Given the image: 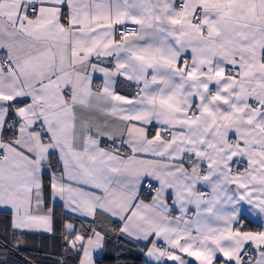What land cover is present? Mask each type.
<instances>
[{
  "label": "snow or ice",
  "instance_id": "1",
  "mask_svg": "<svg viewBox=\"0 0 264 264\" xmlns=\"http://www.w3.org/2000/svg\"><path fill=\"white\" fill-rule=\"evenodd\" d=\"M37 241L264 264V0H0V264Z\"/></svg>",
  "mask_w": 264,
  "mask_h": 264
},
{
  "label": "trees",
  "instance_id": "2",
  "mask_svg": "<svg viewBox=\"0 0 264 264\" xmlns=\"http://www.w3.org/2000/svg\"><path fill=\"white\" fill-rule=\"evenodd\" d=\"M52 252L53 256L49 257L46 253ZM57 253L56 249L53 248H42L39 247V241L33 244L31 247L25 249L22 253H13L9 255V264H24V258L27 257L35 264H53L54 256ZM139 264V262H136Z\"/></svg>",
  "mask_w": 264,
  "mask_h": 264
}]
</instances>
